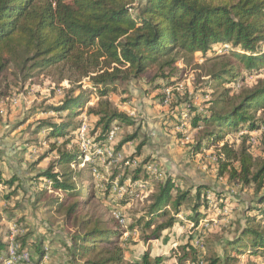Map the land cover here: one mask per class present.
Wrapping results in <instances>:
<instances>
[{
	"label": "trees",
	"instance_id": "trees-1",
	"mask_svg": "<svg viewBox=\"0 0 264 264\" xmlns=\"http://www.w3.org/2000/svg\"><path fill=\"white\" fill-rule=\"evenodd\" d=\"M218 47L221 51L214 53L215 57L206 58L208 51ZM197 56L214 61V68L207 75L229 83L231 87L225 88L228 95L232 85L246 76L264 73V0H0V74L9 64L26 70L24 78H29L32 70L54 66L60 80L70 85L57 106L42 110L63 114L58 119L39 118L32 128V134L43 130L48 140L56 139L49 145V150L57 153L56 158L36 174L45 187L39 191L61 193L50 198L51 206L65 217L77 219L83 204L79 200L82 189L74 182L82 172L71 167L81 164L83 150L74 143L67 146L83 123L80 109L89 97L95 94L96 101L86 108V114L94 119L87 138L101 145L111 127L136 123L133 116L110 98L117 92L118 83L139 79L154 66L151 81L158 84L152 89L158 90L159 102L163 103L165 89L176 84V73L183 71L178 63L188 66ZM84 80H87L86 88ZM231 95L222 108L221 104L226 102L222 96L201 110L192 109L190 104L184 108L170 106L171 113L164 125L194 130L189 155L214 147L217 176L226 175L228 181L243 187L253 185L257 194L242 209L236 220L237 232L226 240L222 254L208 258L207 263L232 264L234 255L244 253L251 258L246 264H264V141L263 157L258 160L250 151L248 135L242 136L238 144L223 141L226 129L237 130L246 124L254 131L264 125V78H259L253 86H243L242 82L239 92ZM257 110L261 116L256 119ZM138 130L124 134L115 148L119 150L137 139ZM220 142L223 143L218 146ZM146 143L147 139L141 138L130 159L139 156ZM93 157L80 169L91 167ZM148 162H142L144 175L149 174L144 168ZM133 172L131 182L139 179V171ZM12 182L13 179L7 180L0 173V184ZM212 193L217 191L202 184L182 188L167 175L150 197L145 220L142 222L140 217L129 227L144 230L155 219L163 218L147 236L158 239L162 231L175 224L181 208L189 202V213L184 219L196 230L200 223L210 219L212 207L208 202ZM90 224L87 220L79 221L77 230L67 242H62V255L55 262L44 260L49 248H44L42 239L31 242L35 255H30V263L159 264L162 261L160 256L152 258L145 251L139 262H126L124 249L118 244L119 232ZM29 235L27 232L21 240L15 237L10 242L5 240L8 234H2L0 227V258L11 243L17 244L18 253L29 251L26 247ZM187 247L190 253L185 252L176 264H182L188 253L195 256L196 248Z\"/></svg>",
	"mask_w": 264,
	"mask_h": 264
},
{
	"label": "rangeland",
	"instance_id": "rangeland-1",
	"mask_svg": "<svg viewBox=\"0 0 264 264\" xmlns=\"http://www.w3.org/2000/svg\"><path fill=\"white\" fill-rule=\"evenodd\" d=\"M218 48L208 51L206 58L215 57L214 53L221 51ZM213 62L197 56L188 66L178 63L183 71L176 73L177 83L171 87L170 106L184 108L190 104L192 109L201 110L206 108L208 102L222 96L226 98V102L220 106L222 108L232 93L239 92L242 82L243 86H253L259 78H264V73L246 76L242 82L232 85L233 90L228 95L225 88L231 87L229 83L207 75L214 68ZM154 72L152 66L139 79L118 83L117 92L110 95L113 103L136 119L135 125L116 127L108 151L102 155H93L91 167L80 169L83 165L71 166L77 172H82L79 178L74 179L75 184L82 189L79 200L83 202L77 219H74L65 217L62 211H57L49 203L50 198L61 196V193L48 192L46 189L39 191L45 187L36 174L56 158L57 153L49 150L50 143L56 139L48 140L45 137L47 132L43 130L32 134V128L39 118L58 119L63 114L49 109L47 112L42 110L48 106H57L70 85L66 80H60L54 66L32 70L29 78H24L26 70L21 71L16 65L9 64L6 67L0 74V173L7 180L13 179V182L10 185L0 184V227L2 234H8L5 240L11 242L15 237L21 240L28 232L29 244L26 247L30 255H35L31 242L42 239L44 248H49L44 260L51 263L60 258L62 242H67L70 234L77 230L79 221L87 220L91 226L98 225L119 232L118 244L124 249L126 262H139L142 254L148 251L152 258L161 257L159 264H176L179 257L189 252L187 246L195 247L196 254L193 256L189 252L182 264H208V258L222 254L226 240L237 232L239 224L236 220L240 218L242 209L257 194L253 185L243 187L238 182L228 181L226 175L217 176L218 163L214 147L189 155L194 130L188 127L184 129L180 125L172 128L164 125L171 109L168 103L159 102L158 90L152 89L154 84H158L151 81ZM83 84L86 88L87 80ZM94 101L95 94L80 109L79 117L85 127L86 137L94 122L93 117L86 114V108ZM149 109L155 112V116L148 112ZM250 112L253 113L252 110ZM254 114L257 119L261 111L257 110ZM137 128L139 137L117 150L115 145L124 134ZM244 135L249 137L250 151L255 159L263 157L264 125L254 131H250L246 124L237 130L226 129L223 141L238 144ZM141 138L148 141L141 154L135 157L137 163L126 165L125 161L134 153ZM62 140L58 139L59 145ZM81 140L76 133L67 147L72 143L80 146ZM98 144L94 142L91 150ZM147 160L156 164V171L144 175L142 162ZM136 170L139 171V179L131 182L133 171ZM167 175L176 179L183 188L201 183L209 187V190L217 191L216 194L212 193L208 202L212 213L210 219L200 223L196 230L192 229L191 224L176 221L172 227L162 231L158 239H149L147 236L163 218L155 219V223L144 230L141 227L139 230H131L129 224L140 217L142 222L145 220L150 197ZM115 184L123 185V193L114 190ZM188 203L181 208L186 214L189 213ZM115 208L123 214L124 223L114 219ZM234 256L232 264H246L251 259L250 254Z\"/></svg>",
	"mask_w": 264,
	"mask_h": 264
},
{
	"label": "built area",
	"instance_id": "built-area-1",
	"mask_svg": "<svg viewBox=\"0 0 264 264\" xmlns=\"http://www.w3.org/2000/svg\"><path fill=\"white\" fill-rule=\"evenodd\" d=\"M171 88L165 89L166 98L164 99L163 103L167 104L169 94H170ZM116 127H112L107 135V138L104 143L101 145L95 147L93 150L91 148L94 144L91 143V140L87 138L84 135L85 127L84 125H81V127L78 129L77 134L80 135L81 143L80 147L83 150V156H82V162L80 165H83L86 161L90 160L91 156L93 155H102L104 152L108 151V144L112 142L115 136V129ZM135 164L137 163L136 158L134 159H128L125 161V164ZM144 168L148 171H156V164L154 162H148L144 165ZM95 169H93V173L95 174ZM114 190H116L118 193H123V185L115 184ZM224 212V210H223ZM225 213V212H224ZM113 217L116 221L119 223H124L125 218L121 211L118 208H115L113 211ZM2 261V264H31L30 263V253L27 250L21 251L20 253L17 252V244L11 243L6 251V253L0 258Z\"/></svg>",
	"mask_w": 264,
	"mask_h": 264
},
{
	"label": "crops",
	"instance_id": "crops-1",
	"mask_svg": "<svg viewBox=\"0 0 264 264\" xmlns=\"http://www.w3.org/2000/svg\"><path fill=\"white\" fill-rule=\"evenodd\" d=\"M118 107H119V106H118ZM119 108H122V107H119ZM148 112L151 113L152 116H155V112H153L152 109H149ZM164 124H165V122H164ZM147 141H148V139H147ZM129 142H131V141H129ZM127 143H128V142H127ZM125 144H126V143H125ZM125 144H124V145H125ZM146 144H147V143H146ZM122 146H123V145H122ZM145 146H146V145H145ZM145 146H144V147H145ZM144 147H143V148H144ZM142 151H143V149H142ZM175 180H176V179H175ZM179 181H180V180H179ZM176 182H177L178 185L181 186V184H180L177 180H176ZM196 185H201V183H198V184H196ZM196 185H195V186H196ZM181 187H182V186H181ZM182 188H183V187H182ZM183 212H185V214L187 213L186 211L182 210V211L178 214V218H179V217H181V218H179L177 221H180V223H182V224H183V223H188L187 220L184 219V216L182 217ZM185 214H183V215H185ZM182 219H183V221H182Z\"/></svg>",
	"mask_w": 264,
	"mask_h": 264
}]
</instances>
